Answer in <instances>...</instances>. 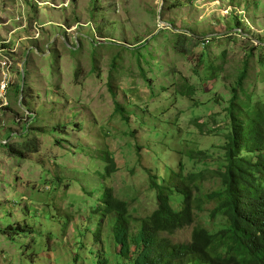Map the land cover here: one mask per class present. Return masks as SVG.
Returning <instances> with one entry per match:
<instances>
[{
	"label": "rangeland",
	"instance_id": "1",
	"mask_svg": "<svg viewBox=\"0 0 264 264\" xmlns=\"http://www.w3.org/2000/svg\"><path fill=\"white\" fill-rule=\"evenodd\" d=\"M38 1L0 0V42L17 49L0 111V264H115L113 235L129 223L105 213L104 193L151 213L148 175L171 181L179 163L182 175L213 173L196 222L168 237L213 230L208 195L221 188L214 172L240 75L232 110L264 105V0ZM31 116L36 130L21 141ZM105 150L117 169L103 179Z\"/></svg>",
	"mask_w": 264,
	"mask_h": 264
},
{
	"label": "trees",
	"instance_id": "2",
	"mask_svg": "<svg viewBox=\"0 0 264 264\" xmlns=\"http://www.w3.org/2000/svg\"><path fill=\"white\" fill-rule=\"evenodd\" d=\"M244 79L245 73L231 88L229 122L223 128L225 140L221 146L225 164L214 172L221 188L208 195V201L214 203L209 215L215 228L210 230L196 223L188 242L168 237L196 222L206 203L199 185L205 175L213 173L200 170L182 175L179 163L171 181L148 175L147 193L154 205L151 213L134 216L129 202L113 197L110 189L104 193L105 213L129 223L128 229L113 235L114 245H120L115 264H264V105L246 115L232 110ZM187 90L192 91L190 87ZM29 119L16 137L21 141L36 130L35 120L32 116ZM127 135L135 138V133ZM40 147L37 143L28 152L37 153ZM142 147L134 146L137 155ZM104 152L100 156L105 163L103 179L117 169L112 153ZM186 156L204 160L208 157L199 149L186 151ZM96 264H108V259L97 260Z\"/></svg>",
	"mask_w": 264,
	"mask_h": 264
},
{
	"label": "built area",
	"instance_id": "3",
	"mask_svg": "<svg viewBox=\"0 0 264 264\" xmlns=\"http://www.w3.org/2000/svg\"><path fill=\"white\" fill-rule=\"evenodd\" d=\"M25 28V27H24ZM22 27V29H24ZM15 33V32H14ZM13 33V34H14ZM40 38L39 34L34 35L33 39L37 40ZM12 40L0 42V111H4L8 106V92L10 88L14 85L13 75L14 68L16 66V52L17 49L11 45Z\"/></svg>",
	"mask_w": 264,
	"mask_h": 264
},
{
	"label": "clouds",
	"instance_id": "4",
	"mask_svg": "<svg viewBox=\"0 0 264 264\" xmlns=\"http://www.w3.org/2000/svg\"><path fill=\"white\" fill-rule=\"evenodd\" d=\"M27 1H28V2H33L34 4L37 3V5L40 6V2H39L38 0H34V1H33V0H27ZM15 33H16V32H15ZM15 33H14V34H15ZM33 37H34V36H33ZM33 37H32L31 39H28V40H29V41H32V42H33V41H38V40H39V39L35 40V39H33ZM15 56H16V55H15ZM15 59H16V58H15ZM14 70H15V68H14ZM16 73H17V72L14 71V74H16ZM23 81H24V78H23ZM14 85H15V84H14ZM8 108H9V106H8L5 110H7ZM208 229H209V228H208Z\"/></svg>",
	"mask_w": 264,
	"mask_h": 264
}]
</instances>
